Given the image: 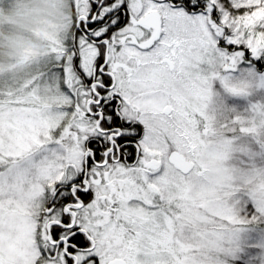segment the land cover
I'll list each match as a JSON object with an SVG mask.
<instances>
[{
  "label": "snow or ice",
  "instance_id": "obj_1",
  "mask_svg": "<svg viewBox=\"0 0 264 264\" xmlns=\"http://www.w3.org/2000/svg\"><path fill=\"white\" fill-rule=\"evenodd\" d=\"M37 3L0 54V264H264V0Z\"/></svg>",
  "mask_w": 264,
  "mask_h": 264
},
{
  "label": "rangeland",
  "instance_id": "obj_2",
  "mask_svg": "<svg viewBox=\"0 0 264 264\" xmlns=\"http://www.w3.org/2000/svg\"><path fill=\"white\" fill-rule=\"evenodd\" d=\"M11 4V8L7 4ZM3 18L0 19V45L4 56L13 55L25 38V34L34 28L45 16L37 0H4ZM12 229L18 228L19 222L13 218L9 222Z\"/></svg>",
  "mask_w": 264,
  "mask_h": 264
}]
</instances>
